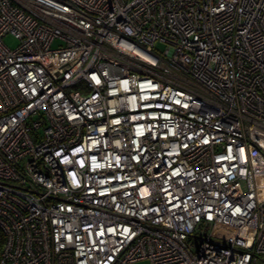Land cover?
<instances>
[{
	"label": "built area",
	"instance_id": "obj_1",
	"mask_svg": "<svg viewBox=\"0 0 264 264\" xmlns=\"http://www.w3.org/2000/svg\"><path fill=\"white\" fill-rule=\"evenodd\" d=\"M141 259L264 264V0H0V264Z\"/></svg>",
	"mask_w": 264,
	"mask_h": 264
},
{
	"label": "rangeland",
	"instance_id": "obj_2",
	"mask_svg": "<svg viewBox=\"0 0 264 264\" xmlns=\"http://www.w3.org/2000/svg\"><path fill=\"white\" fill-rule=\"evenodd\" d=\"M3 41L8 45V46H14L16 44V40L13 39L11 36H5L3 38ZM156 48L159 50H162L165 47V44L162 42H156L155 43ZM78 85H74L73 88H77ZM129 264H150V262L147 259H141L138 261L131 262Z\"/></svg>",
	"mask_w": 264,
	"mask_h": 264
}]
</instances>
